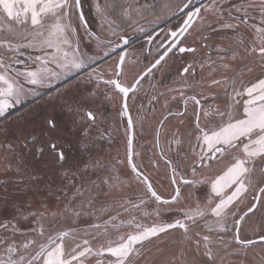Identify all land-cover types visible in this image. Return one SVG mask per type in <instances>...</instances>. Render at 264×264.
<instances>
[{
  "label": "snow or ice",
  "instance_id": "snow-or-ice-1",
  "mask_svg": "<svg viewBox=\"0 0 264 264\" xmlns=\"http://www.w3.org/2000/svg\"><path fill=\"white\" fill-rule=\"evenodd\" d=\"M95 7L115 40L87 30L82 0H0V264H264L248 259L264 252V0H181L182 24L131 82L123 25L144 32L145 5ZM174 50L194 59L167 84ZM157 73L165 112L144 163L128 100ZM101 84L126 118L115 162L96 154L109 132L91 106Z\"/></svg>",
  "mask_w": 264,
  "mask_h": 264
},
{
  "label": "flooded vegetation",
  "instance_id": "flooded-vegetation-1",
  "mask_svg": "<svg viewBox=\"0 0 264 264\" xmlns=\"http://www.w3.org/2000/svg\"><path fill=\"white\" fill-rule=\"evenodd\" d=\"M95 1L101 4L104 3V0H95ZM174 1L176 2V0ZM91 2L92 0H82L81 11L84 14V24L87 26V30L89 32L95 33L93 29L98 28V21L93 20L92 16L89 15V13L90 14L93 13ZM156 2H158V6H160L161 3L166 2V0H158V1L156 0ZM196 2L197 0H193L194 4ZM183 18H185V14L182 12H177V14L174 15L171 20L161 23L159 24V26L156 25L157 29L151 34V40L149 39V36L140 38L137 41H135L136 39L135 36L128 37L130 40V43L126 46V52L128 53L127 60H126L127 66H128V73H127L126 79L129 82H131L133 77L137 74V71L134 70V67L131 68L129 65L130 50L141 42L145 43V45H148L149 47L148 51L145 52L143 55H140V57L141 56L143 57V61H146L148 59L147 57L151 55L150 49H152V47H154V49L157 50V46L161 44V41H165V36H167L168 41L172 39L171 36L169 35L170 31L177 29V26L182 24ZM82 28L84 27L82 26ZM165 43H167V41H165ZM182 46H193V38L191 35L188 36L187 40L184 41V44ZM117 52H119V49L117 50ZM156 56H157V51L155 53V56H153V62ZM203 56L204 54L202 55V52L198 51L196 54V59L199 60L203 58ZM170 57L171 58H169L168 60L169 70L165 78V82L167 84H172L173 81L178 80L179 71L182 70V68L186 66L187 64L192 63L194 59L193 54L191 53L181 54V53H178V51H176V54L174 56L170 54ZM116 58H118L117 53H112L111 57L105 58L106 62L98 61L99 68H103V69L108 68L109 64H112L114 62V59ZM93 67H96V66L94 65ZM146 68L144 70H146ZM196 71L197 73H200L199 67H197ZM159 78H160L159 73L156 74L155 80H153L151 77L145 78V80L142 82L143 89L138 93L139 98L135 100L133 99L128 100L131 114L133 116L134 121L136 122L134 145H135L136 150L141 153L142 161L144 163H147V156H149V154L151 155L153 152L156 151L154 148L151 149L150 147L152 144L151 141L153 142L156 125L159 119L161 118V115L165 112V109L163 107V104H164L163 100L156 102V101H152L151 99V97L155 95L156 93L149 86L150 82L153 84H157V87H162L161 85L157 83ZM107 92L111 94L112 99L106 98L105 86L101 84L100 90L98 91L97 96L92 101V105H91L92 108L96 111L98 119L102 121V127L107 128L109 130V132L106 133V139L103 141H98L97 147H96V154L99 157L114 156V155L116 157H124L125 156V144L124 143L126 142V136H125L126 118L120 116L122 99L120 95L116 94L111 89H108ZM176 103L177 101L171 102V106H173V111L182 110V105H181V109H177L175 107ZM141 105H143L144 110L142 112H138ZM138 115L144 116L143 127H141V122L137 121ZM185 124L187 128L191 127L190 120H186ZM168 126L172 130L179 128L181 133L186 131L185 126H181L177 121H174V120ZM122 141H123V144L121 145H123V149H119L117 147V144L119 142L121 143ZM138 162H141V161H138ZM160 172L165 173V168L162 162L160 166Z\"/></svg>",
  "mask_w": 264,
  "mask_h": 264
},
{
  "label": "rangeland",
  "instance_id": "rangeland-1",
  "mask_svg": "<svg viewBox=\"0 0 264 264\" xmlns=\"http://www.w3.org/2000/svg\"><path fill=\"white\" fill-rule=\"evenodd\" d=\"M179 3H181V0H176V2L174 0H166V2H163V3H161L160 6H158V2H156V0H146V1L145 0H139V4L145 5V7L142 9L143 18L139 19V25L142 26L145 29V31L144 32H140L138 30L133 31L132 28L127 27V25H123V27L126 28V31L124 34L128 37L135 36V38H136L135 41L139 40L140 38L151 35L157 29L156 25L159 26V24L167 22L173 18V16H174L173 12H176V5ZM91 4H92V12L93 13L92 14L89 13V15L92 16L93 20L98 21V28L93 29V31L95 33L103 36L105 39L115 40L116 37L109 36L107 31H102V29H101V25L103 22L101 20L100 15L96 11L95 6L97 4V1L92 0ZM165 4L169 5V7L165 8L164 7ZM103 27H104V29H107L106 24H104ZM79 36L82 39L84 45H88L89 43H91V44L95 43L94 39H90L89 36L87 35V33L85 32V29L82 27L79 29ZM148 48H149L148 45H145V43L141 42L130 50L129 65L131 68L134 67V70L137 71V73L142 72L146 67H148L153 62V56H155V53L157 51L156 49H154V47H152V49H150L151 55L149 57H147L148 59L146 61H143L142 56L140 57V55H143L145 52L148 51ZM203 54L204 53L202 52V55ZM100 55H102V53H100ZM188 61H189V59H188ZM147 142H149V141H147ZM119 143L117 144V147L119 149H123V145H121V144H123V141L120 144ZM151 143H152L151 146L150 145L149 146L152 149L153 148V142L151 141ZM124 144H126V142ZM114 149H116V148H114ZM124 158H125V156L124 157H116L115 155L102 157V159L112 160L113 162H115L117 159L123 160ZM123 171H127L126 167L123 168ZM160 173H161V176L164 175V173H162V172H160ZM164 184H165V188H166L167 187V181H164ZM165 188H158V190L161 193H165ZM257 219H259V215L252 218L253 223ZM244 235L252 236V233L246 230ZM252 238H255V237L253 236ZM152 247H153V250L155 251V245H152ZM164 247L167 250V248H169L170 245H164ZM256 253H260L261 255H264V252H261V249L259 247H257L250 252L249 258H248L249 261H252L253 257L256 256ZM166 254H167V251L163 255H161V257H160L161 261L164 259V255H166Z\"/></svg>",
  "mask_w": 264,
  "mask_h": 264
}]
</instances>
